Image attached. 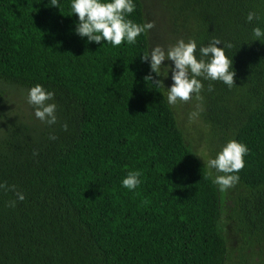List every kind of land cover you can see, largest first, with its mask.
<instances>
[{"label": "trees", "instance_id": "1", "mask_svg": "<svg viewBox=\"0 0 264 264\" xmlns=\"http://www.w3.org/2000/svg\"><path fill=\"white\" fill-rule=\"evenodd\" d=\"M169 2L197 55L213 38L232 44L235 84L201 78L202 93L207 118L248 148L241 223L264 238V44L252 36L264 0ZM58 3L0 0V81L39 83L57 106L54 125H0V183L15 185L0 189V264H226L222 192L141 60L148 32L135 44L88 42L70 0ZM134 3L128 18L145 22ZM249 11L260 19L248 23ZM132 170L141 183L128 190ZM16 191L25 199L12 208Z\"/></svg>", "mask_w": 264, "mask_h": 264}, {"label": "clouds", "instance_id": "2", "mask_svg": "<svg viewBox=\"0 0 264 264\" xmlns=\"http://www.w3.org/2000/svg\"><path fill=\"white\" fill-rule=\"evenodd\" d=\"M49 4L59 8L58 0H49ZM135 8L134 0H70L71 12L78 15L75 33L81 38L86 37L88 42L100 44L104 41L113 47L120 46L122 42L135 44L138 36L154 28L153 21L137 23L128 18ZM259 19L257 12L247 13L248 23ZM252 36L253 41L264 44V28L253 27ZM221 44L223 46L218 47ZM231 47V42L213 38L206 45L199 47L197 55V43L194 39L188 41L180 39L166 50L160 45L152 47L150 51L143 53L141 60L149 63L151 73H155L156 76L163 75L167 78L171 71L173 83L166 88L167 102L169 105H175L178 101L187 102L193 97L200 99L203 87L201 78L210 81L219 80L229 88L235 84L233 59L226 55V49ZM165 60L172 61V65L162 67V62ZM146 78L152 81L151 76ZM154 84L163 86V81L155 80ZM53 97L54 92L46 90L39 83L29 88L27 93V103L33 106L35 117L47 125H54L57 122V106L49 102ZM191 115L195 116L196 113ZM63 127L67 129V124ZM247 153L248 148L245 144L237 140H229L214 158L204 160L205 165L217 173L212 177V183L219 186L220 191H225L238 183L240 179L238 173L245 166L244 157ZM140 177L139 170L129 171L122 179L121 186L134 190L141 183ZM0 189L15 191V185L0 183ZM16 197L17 199L8 202L9 207L14 208L17 200L25 199L24 194L19 191H16Z\"/></svg>", "mask_w": 264, "mask_h": 264}, {"label": "rangeland", "instance_id": "3", "mask_svg": "<svg viewBox=\"0 0 264 264\" xmlns=\"http://www.w3.org/2000/svg\"><path fill=\"white\" fill-rule=\"evenodd\" d=\"M141 1L146 21H153L155 24L154 28L148 32L150 50L156 45L166 50L180 39L189 40L188 33L179 26V22L175 21L169 0ZM172 63L170 60H165L162 62V67ZM161 79L167 96L166 88L173 83L171 71L167 78L161 75ZM27 93L28 90L0 81V125L6 122V119L22 120L24 123L35 126L44 124L35 117L33 106L27 103ZM171 106L187 145L204 163L214 158L229 140H233L232 132L221 125L213 124L207 118L202 89L200 99L193 97L187 102L178 101ZM192 113L196 115L192 116ZM208 170L212 177L217 175L214 169L208 168ZM221 192L223 201L221 230L229 249L226 264H264V238L251 234L241 223V207H244V199L249 195L248 188L238 182Z\"/></svg>", "mask_w": 264, "mask_h": 264}]
</instances>
